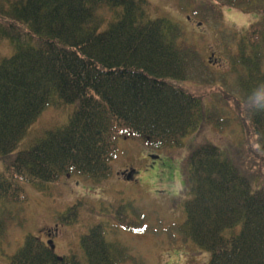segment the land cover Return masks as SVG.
<instances>
[{"label":"trees","instance_id":"obj_1","mask_svg":"<svg viewBox=\"0 0 264 264\" xmlns=\"http://www.w3.org/2000/svg\"><path fill=\"white\" fill-rule=\"evenodd\" d=\"M217 1L260 14L236 33L238 52L228 72L239 77L243 94L235 103L258 146L242 169L214 143L190 154L182 230L210 252L209 264H264V0ZM195 11L207 21L222 16L215 3ZM5 43L0 202H24L21 181L43 188L61 174L108 178L119 137L180 145L201 123L221 125L212 101L209 109L201 95L179 84L190 79L197 50L186 45L177 22L153 17L148 0H0V47ZM58 100L73 107L67 122L15 153L30 127ZM61 220L74 221L70 214ZM78 247L81 253L60 257L28 235L10 264H120L123 258L98 226Z\"/></svg>","mask_w":264,"mask_h":264},{"label":"rangeland","instance_id":"obj_2","mask_svg":"<svg viewBox=\"0 0 264 264\" xmlns=\"http://www.w3.org/2000/svg\"><path fill=\"white\" fill-rule=\"evenodd\" d=\"M148 1L153 17L166 16L177 22L184 30L186 45L197 50L199 57L190 79L179 84L201 95L209 109L212 101L221 125L201 123L182 138L180 145L152 146L138 136L119 137L111 162L112 174L106 180L81 174L62 175L43 190L21 181L27 201L0 204V264L11 263L28 234L48 242L45 233L53 229L57 232V254L81 253V235L99 222L105 223L107 239L126 254L121 264H209L210 252L182 230L186 218L184 201L189 199V156L198 146L214 143L241 168L243 160L249 159L250 150L258 146L254 136L242 126L235 103V97L242 99L243 94L239 77L228 72L232 56L238 52L236 33L247 30L260 14L224 7L217 0ZM212 3L222 14L217 21H207L195 11L198 7L203 11ZM105 9L104 14L112 17V10ZM6 52L7 43L0 47V53ZM58 102L30 127L15 153L28 148L46 130L67 122L73 107ZM131 169L137 173L135 178L130 177L132 180L124 175ZM3 170L4 163L0 161V173ZM74 205L83 207L79 220L62 224L59 218ZM125 217L144 230L121 227L117 218Z\"/></svg>","mask_w":264,"mask_h":264},{"label":"flooded vegetation","instance_id":"obj_3","mask_svg":"<svg viewBox=\"0 0 264 264\" xmlns=\"http://www.w3.org/2000/svg\"><path fill=\"white\" fill-rule=\"evenodd\" d=\"M51 235H52V233L49 232V236H51Z\"/></svg>","mask_w":264,"mask_h":264}]
</instances>
